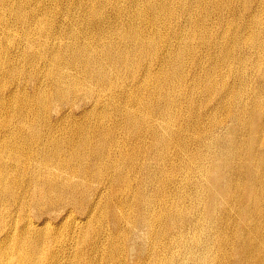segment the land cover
<instances>
[{"label": "bare ground", "instance_id": "obj_1", "mask_svg": "<svg viewBox=\"0 0 264 264\" xmlns=\"http://www.w3.org/2000/svg\"><path fill=\"white\" fill-rule=\"evenodd\" d=\"M51 2L0 0V264H264V0Z\"/></svg>", "mask_w": 264, "mask_h": 264}, {"label": "rangeland", "instance_id": "obj_2", "mask_svg": "<svg viewBox=\"0 0 264 264\" xmlns=\"http://www.w3.org/2000/svg\"><path fill=\"white\" fill-rule=\"evenodd\" d=\"M45 1H46V3H47L49 6H51V5H52V2H51V0H45ZM66 2H67V1H65V2L63 1V3H65V4H66Z\"/></svg>", "mask_w": 264, "mask_h": 264}]
</instances>
